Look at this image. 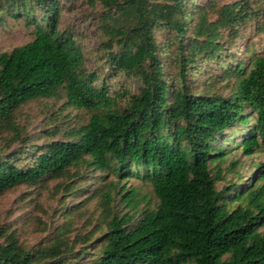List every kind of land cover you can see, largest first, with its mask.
Masks as SVG:
<instances>
[{"label": "trees", "instance_id": "trees-1", "mask_svg": "<svg viewBox=\"0 0 264 264\" xmlns=\"http://www.w3.org/2000/svg\"><path fill=\"white\" fill-rule=\"evenodd\" d=\"M47 1L53 4L47 6ZM32 2L48 13L45 24L34 18ZM112 5L118 13L136 16L120 40L126 49L115 58L119 69L142 83L140 94L132 96L124 110L114 108L107 87L94 85L97 75L88 73L80 46L61 33L55 0H0V10L17 18L24 11L27 26H35L33 41L0 53V131L25 144L17 112L61 92L68 106L92 113L87 125L69 133L75 140L0 152V197L87 166L116 176L114 191L132 203L135 192H126L121 183L137 176L152 186L158 207L143 212L136 224L132 216H113L101 252L87 264H264V183L259 185L264 175L240 192L228 189L226 196L217 190L211 170L225 158L216 142L228 129L249 122L247 108L255 124L242 142L243 153L264 152V56L251 54L231 66L227 74L236 77L237 84L228 98L194 94L189 79L190 66L214 62L225 50L222 30H228L230 40H242L239 27L255 16L254 10L244 2L223 6L212 21L201 9L200 22L186 44L185 0H113ZM157 28L179 38L178 77L171 81L158 59ZM23 157L28 160L24 165ZM111 202L109 191L105 208ZM235 202L246 205L230 210L229 203ZM62 254L60 245L33 254L20 246L14 233L0 244V264H55L49 259Z\"/></svg>", "mask_w": 264, "mask_h": 264}, {"label": "rangeland", "instance_id": "rangeland-1", "mask_svg": "<svg viewBox=\"0 0 264 264\" xmlns=\"http://www.w3.org/2000/svg\"><path fill=\"white\" fill-rule=\"evenodd\" d=\"M55 1L59 4L61 33L70 35L80 46L88 73L97 75L94 85L107 87L111 97L115 98L114 108L124 110L130 98L140 94L142 87L137 76L119 69L115 62V58L126 49L120 40L127 36L129 26L136 20L135 14L118 13L117 6L112 5L113 0ZM185 2L187 33L183 40L186 44L200 22L201 9L212 21L217 19L216 11L221 7L240 2L255 12L252 19L239 27L242 40H230L228 30H222L220 42L226 46L220 57L214 62H197L190 66L192 93L228 98L237 84V78L227 74L231 66L239 60H249L251 54L264 56V0ZM32 4L34 18L45 24L43 19L48 13L35 2ZM51 4L47 1V6ZM20 14L17 18L0 10V53L10 52L35 39V26L28 27L24 11ZM154 36L165 78L171 81L178 77L179 38L175 32L161 28L155 30ZM235 45L237 48L233 49ZM231 53L236 56L230 57ZM66 102L65 93L61 92L58 97L24 105L15 120L27 142L19 145L11 133L0 131V152L12 153L52 141L75 140L69 137V133L87 125L92 113L70 107ZM244 114L249 117V122L228 129L216 142V150L225 158L213 163L211 170L217 190L226 196L228 189L240 192L264 175V152L258 150L252 156L243 153L242 142L251 135L255 124V115L250 108L245 109ZM23 159L22 165L28 161ZM258 165L263 167L258 169ZM118 182V178L108 172L82 166L72 169L62 178L49 177L37 185H22L6 192L0 197V244L6 243L8 236L14 233L20 246L33 254L60 245L62 256L49 259L55 264H87L95 260L103 247L107 222L113 216H132L135 218L133 224H136L143 212L155 210L159 204L152 186L137 176L121 183L126 192L131 189L135 192V201H122L114 191V184ZM109 191L112 192V202L105 208L104 194ZM239 205H246V202L229 203V209ZM260 232L264 235V226Z\"/></svg>", "mask_w": 264, "mask_h": 264}]
</instances>
